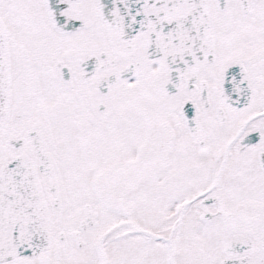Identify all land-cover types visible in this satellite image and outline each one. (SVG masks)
Masks as SVG:
<instances>
[{
	"label": "snow or ice",
	"instance_id": "snow-or-ice-1",
	"mask_svg": "<svg viewBox=\"0 0 264 264\" xmlns=\"http://www.w3.org/2000/svg\"><path fill=\"white\" fill-rule=\"evenodd\" d=\"M0 264H264V0H0Z\"/></svg>",
	"mask_w": 264,
	"mask_h": 264
}]
</instances>
